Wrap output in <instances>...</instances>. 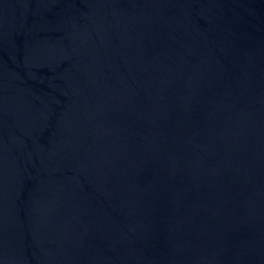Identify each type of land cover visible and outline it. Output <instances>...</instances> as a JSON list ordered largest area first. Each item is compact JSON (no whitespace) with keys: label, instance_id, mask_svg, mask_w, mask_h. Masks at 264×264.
Wrapping results in <instances>:
<instances>
[{"label":"water","instance_id":"obj_1","mask_svg":"<svg viewBox=\"0 0 264 264\" xmlns=\"http://www.w3.org/2000/svg\"><path fill=\"white\" fill-rule=\"evenodd\" d=\"M0 264H264V0H0Z\"/></svg>","mask_w":264,"mask_h":264}]
</instances>
